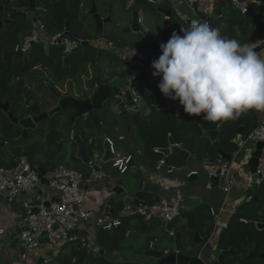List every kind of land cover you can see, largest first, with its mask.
Listing matches in <instances>:
<instances>
[{"label": "trees", "instance_id": "obj_1", "mask_svg": "<svg viewBox=\"0 0 264 264\" xmlns=\"http://www.w3.org/2000/svg\"><path fill=\"white\" fill-rule=\"evenodd\" d=\"M140 1L146 2L149 0ZM0 3L5 8L0 10V21L7 20L6 9H12L15 12L22 8H30V0H0ZM104 5H108V3L105 2ZM220 6L223 7V13L222 16L217 18V25L229 39L235 38L241 44H250L264 37V7L262 5L251 2L248 15H242L234 9L232 0H214L215 9L217 10ZM137 7H140L139 1L136 4V10ZM69 10L71 12L69 17L70 31L74 36L90 42L88 45L79 46L69 55V64L65 62V46L63 44H55L46 48L42 43H35L30 48L27 56L24 55V52L15 50V47L23 42L24 38L30 34L32 27H34L32 25L33 19L29 16L15 15L11 23L0 29V100L5 101L9 98L11 111L17 117L39 115L51 109L52 105L49 106V104L51 100L57 99V96L49 90L48 82L56 89L57 86L64 87L68 84V91L63 95L64 97L70 96V92L71 94L74 93V86H77L76 88L80 93L77 99L87 100L93 94L92 90L97 77L94 76L89 79L84 74L89 76L88 66H93L98 62L99 50L93 43V40L98 37V30L94 21L89 22L88 19L81 17L80 1L37 0L35 14L45 23L51 33L58 34L66 28L65 13ZM246 17L251 21V29L242 31L243 34L240 35L239 31L236 30V26L243 19L246 20ZM92 29L96 31L95 34L91 32ZM53 78L57 79V83L52 81ZM84 84H86V87L83 86ZM114 98L104 105V108L108 111L104 117H102L99 110L94 109L90 118L83 120V124L80 122L83 117L81 115L77 116L76 110L72 108L63 109L54 116L43 120L38 128L41 130L42 136L46 133L45 144H41L38 139L32 140L30 132L29 136L25 137L22 126L12 123L0 109V140L7 142L6 145L12 144V150H15L5 155L4 147L0 145V159L2 156L4 157L0 162L6 167H11L14 165L16 156L27 154L32 164L43 166L45 171L54 169L60 164H65L68 167L82 171L84 175L88 174L91 167L85 165L78 155L76 156L79 142H83L84 145L91 142L93 149L103 151V146L92 139L91 136L93 135L94 138L97 132L102 131L101 121H104L106 126L107 123L113 125L111 127L121 125L122 118L117 114V111L113 110ZM169 99L165 98L160 90L144 93L142 94L141 107L132 113V120L137 123L138 132L141 135L140 139L144 142L145 154L156 159V164L163 155L155 151V148L167 147L170 133H172L177 143L196 153L199 160L215 162L221 158L220 151L228 154L237 152L238 145L233 139L241 127H244L246 136L260 124L253 111L242 114L235 120L218 122L206 121L203 117L187 114L183 109L182 121L179 118V113L173 109L158 110L148 119L143 117L147 109L152 106L159 108L167 104ZM66 110L69 117L60 125L57 121L59 117L56 116ZM220 124H223V129L219 133L216 144L204 135V129L216 130ZM129 125L133 126L132 123ZM72 131H74V137H72ZM154 139L161 142L156 143ZM70 141H72V152L70 154L72 163H63L62 156L67 155V152H60L59 144L63 143L64 146L65 142ZM88 153L89 156L93 154L91 151ZM126 154L132 153L126 152ZM176 159H180L179 156L170 155L166 157L168 164L172 162L178 164ZM248 193L249 197L250 195L254 196L253 187L248 189ZM256 193L259 200L256 202L253 197L240 203L232 217L231 228H225L221 235L218 243L220 249L229 250L234 248L237 250V253L228 256L223 264H264V257L248 261L245 259L255 242H257L260 254H264V228L259 229L256 226V222L261 221L260 215L262 213L264 215V184L258 187ZM211 208L210 205L199 204L188 216L189 219L194 220V233L199 234L204 241H207L215 230ZM196 219L197 222H195ZM122 220V225L118 228L112 230L98 228L97 230L96 244L100 247V250H105L106 254L97 253L89 261L90 247L78 249L76 244H69L70 246L68 245L62 253L46 264H146L142 261L118 262L109 257V254L123 248V241L129 231L147 232V221L141 217H128ZM156 222L163 227V222L160 220H154L152 226H156ZM193 223L189 224L193 225ZM151 237L148 236L147 239ZM192 244L194 247L197 246L194 240H192ZM178 246L181 249L185 248L183 241L179 242ZM136 250L141 251L138 248ZM186 254L198 255V251L188 250ZM211 264L221 263L214 261Z\"/></svg>", "mask_w": 264, "mask_h": 264}, {"label": "crops", "instance_id": "obj_2", "mask_svg": "<svg viewBox=\"0 0 264 264\" xmlns=\"http://www.w3.org/2000/svg\"><path fill=\"white\" fill-rule=\"evenodd\" d=\"M79 1L82 12L85 13L86 15L90 14L93 19L92 22L94 21V23L96 24V20L94 19V16L91 13L93 0H79ZM95 1L98 5L100 13L106 17L112 16L113 21L107 22L105 24L102 39H99L97 37V39L93 40L95 47H97L99 50L98 62L93 66L91 65L88 66L89 76H87V74H84V76L86 75L85 77H88L89 79L93 78L94 76L97 77L95 86L92 90L93 92L98 88L99 84L97 83V81L100 78L107 81V82L103 81L104 83L111 84L112 86L113 84H115V87H121V91H122L120 93L122 95L121 100L118 99L117 101H114L115 103L114 105L119 106V111L117 112V114L120 115L122 121L120 126L118 124V126L115 127H111L113 125L107 123V126L110 127V130L113 132L114 135L112 136L111 134H106L105 137L102 136L99 138V143L103 146L102 152L100 150L98 151L96 149H93V147L91 146V142H87L85 145L83 144V142L82 143L79 142L80 145L79 148L77 149L76 156L78 155L85 165H89L91 167L89 173L85 174V179H84V185L90 192V196L85 203V208L89 210H93L98 215L109 214L102 211L101 206L107 200V197L110 195L111 189L114 188V186H116L117 184H122L126 180L127 175H130V177L132 178H137L138 180L139 179L141 180L143 179L145 172H149L153 179L157 178L162 181V197L170 198L171 200L177 199L180 202V207H181L180 216L170 224L163 223V227H161L159 223L157 224V222L155 223L156 226H152V222L154 220L145 219V221H147V228H146L147 232L141 233L140 231L137 232L136 230L129 231L126 234L127 235L126 238H128L127 240H130L132 242V245L129 247V249H126L124 247L121 250L109 254V257L118 262L142 261L146 264H165L162 263L161 260L166 256L170 255L171 253L174 252L176 253V251L179 249L182 253L185 254L187 253L188 250H197L198 254H200V256L205 261H207L208 264H211L214 261L220 262L218 260V256L221 253L222 249H220L218 246L219 240L221 238L224 229L231 228V220L238 205L247 198H250L248 193L247 178L250 175L251 171H249L248 168H247L248 170H245L243 165L238 164V162L236 161H233L231 164L232 168L229 167L227 178L232 179L234 183L231 187L230 192H226V195H224V193L220 190V188L209 185L210 172L214 170L213 168L214 162L207 160H203V161L199 160L197 158L198 155L189 149L185 148L190 153L188 160H185L179 156L180 159H176L177 160L176 163L178 164H175L174 162L169 164L172 166L171 172L169 171L170 169L169 166L164 167L160 170L157 169V164L155 161L156 159H154L153 157L151 158L149 156H146L145 151L143 149L144 142L143 140L140 139L141 135L138 132V125L136 122L132 120V113L134 111H137L141 107L142 94L132 93V96L137 98V102H134L132 99L130 100L126 98L123 94V91H127V89L132 90L133 87H136V85L139 84L142 76H146L147 78H149V80L154 78L152 76V72L154 71V69H152L151 64L143 69H140L134 64L133 55H132V50L134 48H137L139 46H149L156 44L158 42L167 41L170 38L173 31L179 34L181 27L184 28L190 27L192 20L201 21L202 17L196 12H194L189 5H187L188 3L186 2V0H157L155 4L150 3L149 1L141 2L140 0H128L126 6L123 5L122 0H95ZM104 1L107 2L108 5H104L105 3ZM138 1L140 7L139 8L137 7L138 8L137 10L139 12L141 30L137 32V31H131L130 28L133 25L134 11H137L135 7ZM248 1L250 4L251 2H257L258 4L262 5V7H264V3H261L258 0H248ZM220 7H221V15H219L218 17L222 16L223 13V7L222 6ZM27 10H28L27 16H29L30 18L32 17L30 14L35 15L34 17H32L33 19L32 25L34 26L32 27L33 29L37 27L36 20H41V19L36 16L35 14L36 12L31 13L30 8H28ZM118 10H121L122 12ZM165 10H171L172 13L164 12ZM248 14L249 13H246L244 15H248ZM166 17H168V19ZM87 19L89 20V22H91V18L88 17ZM237 24L238 26H236V30L239 31L240 35L243 34L242 31L251 29L250 27L251 21L247 17L246 20L243 19L240 23ZM42 35L44 37V41L39 43L44 44L46 48H49L51 45H55L54 43H52V38L53 35H57V34H53L47 29L46 33L42 32ZM109 42H113L114 43L113 46H109L108 45ZM56 44H62V43L58 42ZM29 50L24 52V54L28 53ZM258 51L261 54H264V50H258ZM64 58L66 64H69V55H66L65 51H64ZM66 59L68 61H66ZM158 78L160 80V77ZM116 80L118 81L122 80L123 85L116 84ZM159 80L152 86L148 85V90L145 91L144 93L147 92L152 93L158 91L159 88L157 85ZM126 82H131L130 86L124 87V84ZM67 85L68 84H66L64 87L57 86L56 90L65 94L68 91ZM85 85L86 84H84L83 86ZM76 87L77 86H74V93H72V95H74V97L77 98L80 96V93ZM58 99L59 100L56 103L53 100H51V103L49 104V106L52 105L51 109L60 104L61 99L60 98ZM111 99L106 101L104 105H106ZM168 103L169 101L167 102V104L160 106L159 108L156 107L157 108L156 112L158 110L173 109L179 113V118L182 121L183 107L168 108L167 107ZM147 110L143 114V117L145 119H148L150 116H152L155 113V112H151L150 114L145 116ZM180 111H182V113ZM92 112L93 111L88 112L89 114L87 118L83 116L84 114L81 115L83 117L82 119L84 121L88 120L92 115ZM253 112L256 114L261 124L264 121V112H257L254 110ZM107 113L108 111H106V109L104 108V115L102 113L100 114L102 115V117H104L105 114ZM95 120L97 121L96 118ZM130 123H132L133 126L129 125ZM100 126L102 128H106L105 122L101 121ZM72 132H73L72 137H74V131ZM171 136L174 139L172 133H170L169 143L167 147L170 145ZM237 136H239V131L235 137L236 139ZM240 136L242 139L241 142L239 141V139L237 140V143L235 142L238 145V150H239V146H241L244 141L248 142L247 141L248 135L245 136L244 131L242 135L240 134ZM107 137H112L115 140L116 145L121 152L123 153L129 152L134 155V160L131 169L128 172L129 174H125V175L120 174L119 171L112 166L111 160H109L108 162H104L101 171H97L94 167L91 166V163L86 164L83 161L80 155L81 144L85 146L87 153L90 151L91 153L93 152V154L90 156L92 162L98 165L100 162H103V158L105 156V151H106L105 147L107 145V141H106ZM91 138L96 140V135H94V138L92 135ZM92 139H90V141H92ZM211 141L216 142L217 144V141H213V140ZM154 142L160 143L161 141L154 139ZM177 144L182 146L179 143ZM59 148H60L59 149L60 152L61 151L67 152V150L63 148V143H61V147ZM158 148L161 147L155 148V151L159 152L157 150ZM70 154L71 152H67L68 156H70ZM23 155L28 156L27 154H23ZM162 158L166 159V156L163 155L161 158L158 159V161ZM248 159L246 160V165ZM109 164L110 166H107ZM192 170H197L198 175L189 178L188 173ZM202 171H204V173H202ZM185 178H188V182H186ZM41 185H42L41 187H43L46 192L52 193L55 199L58 198L57 192L54 189H52L47 184V182H42ZM167 186L171 188L170 191L165 190ZM202 187H204V190L202 189ZM253 191H254V196H253L254 200L257 202V200H259V198L257 197L258 194L256 193L257 190L255 191L253 188ZM255 194H256V198H255ZM253 197L251 196V199ZM34 198H37V195L22 193L19 196V198L11 204H4L2 201H0V208H1L0 226L8 229H12L18 233L25 225L22 218V214L24 210L23 202L27 200H33ZM199 204L210 205L212 208L216 209V212L218 214V218L215 219L216 217L212 213L215 222V230L212 236L207 241H204L202 238H200L203 242L202 244H204L203 246L202 244L197 243V241L195 240V236L197 233H194L193 230V227L195 226L193 223L194 220L188 218L189 213L193 211ZM120 214L121 212H118L114 215L118 216ZM131 217H140V216H130V218ZM260 217H261V221L256 222V226L259 229H263L264 228L263 213L260 215ZM124 218H128V217H124ZM244 221L246 222V220ZM195 222H197V219L195 220ZM189 223L190 224L193 223V225H190ZM97 230L98 227L94 223H90L87 226L81 225L76 230V233L80 236V238H84L89 243V247L91 248L89 253L93 251L95 252V254H97V253H101L102 251L100 250V247L96 244ZM197 235L200 237L199 234ZM148 236H152V237L150 239H147ZM192 240L196 242L197 244L196 247L193 246ZM153 241L155 243L154 249L151 248V242ZM182 241L185 247L184 249H181L178 246V243ZM69 244H65L61 246H50L47 244H43L41 248L30 253L29 258L26 261V264H46L48 261L52 260V258L54 259L60 253H62L66 249V247H68ZM254 244H255V250L259 256L251 258L249 260L264 257L263 254H260V251H258L257 242L253 243V245ZM78 245L76 244V247H78ZM253 245L251 246L250 251L252 250ZM135 247L140 249L141 251H137ZM193 247L194 249H192ZM149 250L164 251L165 256H163L162 258L147 256L146 253ZM22 252L23 249L21 248L20 243L17 241L15 237H10V236L0 237V264H20ZM45 253L47 255L43 256Z\"/></svg>", "mask_w": 264, "mask_h": 264}, {"label": "built area", "instance_id": "obj_3", "mask_svg": "<svg viewBox=\"0 0 264 264\" xmlns=\"http://www.w3.org/2000/svg\"><path fill=\"white\" fill-rule=\"evenodd\" d=\"M149 1L156 3V0ZM186 2L194 12L203 18V22L218 28L221 36L228 38L217 25L218 16L213 0H186ZM232 6L243 14L249 13L250 10L248 0H232ZM19 10L28 13L26 8ZM5 12L7 17L10 18L11 13ZM166 18L168 19V17ZM36 21L37 27L33 28L23 42L15 47L16 51L26 52L33 44L44 41L42 32L46 33L47 27L43 21ZM65 32L66 29L57 35H53L52 43L56 44L61 40V43L65 46V54L70 55L82 45L83 39L76 36H65ZM160 43L162 42L134 48L132 50L134 64L143 69L150 65L152 60L158 59L159 55L162 54L159 48ZM113 44V42L108 43L109 46H113ZM248 45L258 46L257 51L259 47L264 50V37ZM157 81L158 78L154 77L148 81V85L152 86ZM123 94L126 97V91H123ZM132 100L137 102L136 97H133ZM88 114L85 113L83 116L87 118ZM106 141L111 152L110 160L112 166L120 174H127L133 163V155L121 152L112 137H107ZM247 141L252 143L255 148L259 143L263 142L257 171L255 173L250 172L247 178L248 189H250L254 185L260 187L264 184V121L248 134ZM167 166L170 167L169 171L171 172L172 166L167 163L165 158L157 162V169L159 170ZM213 168L214 170L210 172V177L217 175L219 169L221 170V175L228 177L229 166L224 163L222 158L214 162ZM195 175H198L197 170H192L188 173L189 178ZM84 179L85 175L82 171L68 167L65 164H60L56 168L45 171L42 174L40 166L32 164L26 155L17 156L14 165L11 167H6L0 162V201L4 204H11L22 193L37 195V198L23 202L22 218L25 225L18 233L12 229L0 226V237H15L20 243L23 249L20 264H26L30 253L41 248L43 244L61 246L70 243L79 244L78 249L89 247V243L76 233L77 228L81 225L87 226L90 223H94L98 228L112 230L122 225L124 217L140 216L146 220H160L165 224H170L180 216V202L177 199L171 200L165 197L154 203L128 204L118 216H113L110 213L98 215L93 210L85 208L90 192L84 185ZM42 182H47L57 192V199L53 197L52 193L46 192L41 187ZM233 183L232 179L227 178L225 192H230ZM170 189L167 186L165 190L170 191ZM38 201L40 202L39 204H33ZM46 202H50V205L47 206ZM211 211L215 215V219H217L216 209L211 208ZM154 245V241L151 242L152 249H154ZM176 253H180V250L178 249Z\"/></svg>", "mask_w": 264, "mask_h": 264}, {"label": "clouds", "instance_id": "obj_4", "mask_svg": "<svg viewBox=\"0 0 264 264\" xmlns=\"http://www.w3.org/2000/svg\"><path fill=\"white\" fill-rule=\"evenodd\" d=\"M159 48L152 76L160 77V92L178 100L185 113L218 122L264 112V54L258 46L225 38L209 23L192 20Z\"/></svg>", "mask_w": 264, "mask_h": 264}, {"label": "water", "instance_id": "obj_5", "mask_svg": "<svg viewBox=\"0 0 264 264\" xmlns=\"http://www.w3.org/2000/svg\"><path fill=\"white\" fill-rule=\"evenodd\" d=\"M128 0H122L123 5L126 6ZM261 3H264V0H258ZM4 6L0 3V10H4ZM37 10V0H30V12L35 13ZM7 12L11 13L10 18H8L5 21H0V29L3 28L6 24H9L12 22L14 19L15 15H24L27 16V12H22V11H13L12 9H6ZM164 12L172 13L171 10H165ZM70 11H67L65 13V17L67 19L66 22V32L65 36H74L72 32L70 31V22H69V17H70ZM91 13L94 16V19L96 20V26L98 30V38L102 39L103 38V31L105 28V24L107 22H112V16H102V14L99 11L98 5L95 0H93V5L91 8ZM217 16L221 15V7H219L216 10ZM201 18V22H203ZM131 31H140L141 26H140V17H139V12L134 11V19H133V25L130 28ZM61 42V40H59ZM90 44L89 41H82V45H88ZM49 47V46H47ZM258 50H263L262 47H259ZM28 53H25L24 55L27 56ZM66 61H68L66 59ZM97 83L98 88L93 92L91 97L87 100H80L75 97H73L72 94L70 96H63L64 94L61 93L60 91L56 90V88L50 84L47 83L48 88L53 92L58 98L61 99V102L59 105L56 107L45 111L39 115H28L26 117L20 118L14 115V113L11 111L10 107V101L7 100L5 103L0 102V108L3 109L5 112L9 114V117L11 119V122L14 124H18L22 126L23 129V134L25 137L28 136V133L30 130H35L39 127V124L47 119L48 117L54 116L56 113L60 112L63 109L66 108H72L76 110V115L80 116L85 113H88L94 109H97L104 115V103L111 99L112 97H116L118 94H120L121 87H113L111 84L104 83L102 79H98ZM131 82H126L124 84V87L130 86ZM126 97L128 99H132V93L129 89L126 91ZM134 106V103H133ZM168 108H182L179 104V101H173L169 100V103L167 105ZM165 107V108H167ZM162 109V108H161ZM157 108L155 106L151 107L150 109L147 110L145 113V116L150 114L151 112H156ZM182 113V111H180ZM223 129V124H220L218 129L216 130H209V129H204L205 136L209 137L213 141H217L218 135L220 131ZM244 131V128L241 127L239 129V136H237V139H234V142L237 143V140L241 142V136ZM241 144V143H240ZM0 145L5 146V142L0 140ZM61 147V144L60 146ZM263 147V142L259 143L258 146L251 152V156L248 159L247 162V168L251 172H256L258 163H259V157L261 156V148ZM60 149V148H59ZM105 156L103 158V162H100L99 165L92 162L90 156L88 155L86 148L83 144L80 146V155L83 159V161L86 164H90L91 166L94 167L97 171L102 170V166L104 162H108L111 158V152L109 150V146L106 145L105 147ZM161 154L164 156H170V155H178L182 157L185 160H188L189 158V151L186 150L184 147L178 145L175 140L170 137V145L168 147H162L157 149ZM236 153L228 154L225 152L220 151L221 158L224 160V163L231 167L232 162L234 161L233 159L235 158ZM42 174L45 172L43 166H40ZM158 177V176H157ZM210 186H215L220 188V190L226 195L225 192V187L227 185V176L226 175H221V170L219 169L217 171V175L210 177L209 181ZM254 190H257V186H253ZM120 197V199H119ZM162 198V181L159 179H153L150 175L149 172H145L143 179H135L132 177H127L126 180L122 184H117L114 186V188L111 189L110 195L107 197V200L103 203L101 206V210L110 213V214H116L118 212H121L124 207L128 204H146L148 202L154 203L160 201ZM256 198V194H255ZM40 202H35L33 204H39ZM47 206L50 205V202L45 203ZM1 210V208H0ZM195 240L197 243L202 244V240L200 237L196 234ZM204 244H202L203 246ZM237 251L234 249H229V250H222L221 253L218 256V260L223 263L225 258L229 255L235 254ZM102 254H105V251H101ZM95 255V252L91 251L89 253V261L93 259ZM147 256H152L155 258H162L165 256L164 251H158V250H149L146 253ZM258 253L255 250V244L252 247V250L249 252V254L246 256V259L249 260L254 257H258ZM264 256V254H263ZM162 263L165 264H208L207 261H205L200 254L198 255H189L182 253H171L170 255L166 256L163 258Z\"/></svg>", "mask_w": 264, "mask_h": 264}, {"label": "rangeland", "instance_id": "obj_6", "mask_svg": "<svg viewBox=\"0 0 264 264\" xmlns=\"http://www.w3.org/2000/svg\"><path fill=\"white\" fill-rule=\"evenodd\" d=\"M118 11H121V10H118ZM30 15L32 17L35 16L34 14H30ZM81 17L86 18V19L89 17V18H91V22H92V16L90 14L86 15L85 13L82 12ZM91 32H93L95 34L96 31L94 29H92ZM52 81L54 83H57V79L53 78ZM148 81H149V78H147L146 76H142L139 84L136 85V87H133L132 90L130 89L131 93L143 94L145 91L148 90ZM116 84L123 85L122 80H120V81L116 80ZM113 86L115 87V84H113ZM121 96H122L121 94H118L117 98L116 97L114 98L115 101H117L118 99L121 100ZM54 102L55 103L58 102V98L54 99ZM56 117H59L58 120L57 119H54V120L59 121V124L61 125L62 122L66 121L68 119L69 113H67V110H66L65 112H63L62 114H60ZM80 122L83 124L82 118L80 119ZM106 134H111L112 136L114 135L113 132L110 130L109 126H106V128H102V131L96 133V141L99 142V138L102 136L105 137ZM28 136H29V133H28ZM30 137L32 138V140L38 139V141H41V144H45V142H46V133H44V136H42L41 130H39V128H37L35 130H30ZM71 146H72V141L65 142L63 148L66 149L67 152H72ZM2 147H4V149H5L4 150L5 155H8L10 152L15 151L14 149L12 150V144H8V145L2 146ZM253 148L254 147H253L252 143L244 141L242 143V145L239 146V150H238L237 154L235 155L234 161L238 162V164L243 165L245 170H248L247 165H246V160L251 156V151L253 150ZM2 159H4L3 156L0 159V161H2ZM62 161H63V163H72V158H71V156L64 155V156H62ZM243 162H244V164H243ZM107 166H110V164ZM202 173H204V171H202ZM127 174H129V173H127ZM127 177H130V175H127ZM135 179H137V178H135ZM185 180H186V182H188V178H185ZM202 189L204 190V187H202ZM119 199H120V197H119ZM127 239L128 238H126L123 241V248L125 247L126 249H129V247L132 245V242L130 240H127ZM46 255L47 254L45 253L43 256H46Z\"/></svg>", "mask_w": 264, "mask_h": 264}, {"label": "flooded vegetation", "instance_id": "obj_7", "mask_svg": "<svg viewBox=\"0 0 264 264\" xmlns=\"http://www.w3.org/2000/svg\"><path fill=\"white\" fill-rule=\"evenodd\" d=\"M7 100H9V98L8 99H6L5 101H1L0 100V102H2V103H5ZM10 101V100H9ZM10 107H11V104H10ZM1 109V108H0ZM3 112H4V114L6 115V116H8V118L10 119V117H9V114L7 113V112H5L3 109H1ZM15 115V114H14ZM11 120V119H10ZM6 145V144H5Z\"/></svg>", "mask_w": 264, "mask_h": 264}]
</instances>
